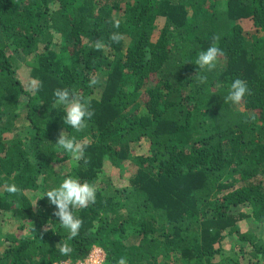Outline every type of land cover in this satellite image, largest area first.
I'll return each mask as SVG.
<instances>
[{"label": "trees", "instance_id": "1", "mask_svg": "<svg viewBox=\"0 0 264 264\" xmlns=\"http://www.w3.org/2000/svg\"><path fill=\"white\" fill-rule=\"evenodd\" d=\"M212 45L223 54L198 70ZM237 78L248 93L224 103ZM57 88L89 102L81 130L65 128ZM62 131L79 161L53 145ZM68 176L96 201L66 241L41 193ZM248 222L264 231V0H0V264L94 248L105 264H264Z\"/></svg>", "mask_w": 264, "mask_h": 264}, {"label": "clouds", "instance_id": "2", "mask_svg": "<svg viewBox=\"0 0 264 264\" xmlns=\"http://www.w3.org/2000/svg\"><path fill=\"white\" fill-rule=\"evenodd\" d=\"M114 27H119V21L114 22ZM110 39L119 41L121 36L118 33H113ZM103 47L104 45L101 42L98 41L96 43L97 50H101ZM222 54V50L219 47L212 45L196 55L195 65L198 66V70L212 71L216 66L218 57ZM199 78L201 82L205 79L204 76ZM32 83L35 85L37 82L33 81ZM96 83L95 79L91 80V84L95 85ZM248 91L247 84L237 78L231 83L227 95L223 98L224 103L240 104ZM53 103L54 107L63 109L62 120L66 129L71 128L79 131L85 126L86 121L93 116L89 102L86 99H82L74 89L57 88L53 93ZM53 145L64 153L70 154L75 161H79L83 155L81 144L68 132L62 131ZM4 190L12 196H15L20 191L15 183H5ZM41 195L42 197H47L50 204L54 206L53 215L59 221V223L54 224L59 225L66 233V241L76 238L83 224L82 219L76 215V211L85 209L90 204L95 203V186L88 182L81 183L77 177L68 176L61 179L55 187L42 192ZM58 245L61 255H69L73 251L67 242H60ZM119 264H127V259L124 257L120 258Z\"/></svg>", "mask_w": 264, "mask_h": 264}, {"label": "rangeland", "instance_id": "3", "mask_svg": "<svg viewBox=\"0 0 264 264\" xmlns=\"http://www.w3.org/2000/svg\"><path fill=\"white\" fill-rule=\"evenodd\" d=\"M242 25H243V27H244V29H246V26L242 23ZM136 152H140V154L141 153H144V151H142V146H141V148L140 147H137L136 148ZM105 171H108V167H105ZM130 172H134L133 170H132V168H130L129 169V171H127V174L128 173H130ZM126 172H124L123 173V175H126L125 174ZM110 175V173H108V176ZM127 176L128 175H126V176H124V180H120L119 182H117V183H119V184H121L122 186L123 185H125L126 184V180H127ZM126 178V179H125ZM245 211H246V209H245ZM13 221L16 223V220H13V219H10L9 220V222H7V223H5V225H4V231H6V229H9V228H6L7 227V225H8V223H13ZM244 227V231H248V232H254L255 234H257V235H261L262 233H264V231H262V229L258 226V225H256V224H252V223H247L245 226H243ZM226 247H228L227 249H229L230 247H232V243H231V241H227L226 242ZM104 253V252H103ZM105 254V253H104Z\"/></svg>", "mask_w": 264, "mask_h": 264}, {"label": "built area", "instance_id": "4", "mask_svg": "<svg viewBox=\"0 0 264 264\" xmlns=\"http://www.w3.org/2000/svg\"><path fill=\"white\" fill-rule=\"evenodd\" d=\"M106 260V256L103 253V250L95 248L91 254L83 261H79L77 263H72L70 261L68 262H62L59 264H104Z\"/></svg>", "mask_w": 264, "mask_h": 264}]
</instances>
